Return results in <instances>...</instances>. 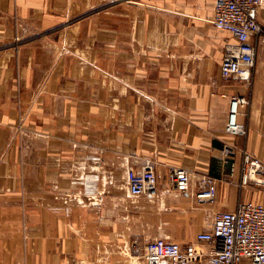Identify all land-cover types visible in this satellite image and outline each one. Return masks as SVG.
<instances>
[{"label":"crops","instance_id":"crops-1","mask_svg":"<svg viewBox=\"0 0 264 264\" xmlns=\"http://www.w3.org/2000/svg\"><path fill=\"white\" fill-rule=\"evenodd\" d=\"M261 1L246 82L220 75L236 40L212 25L214 0H0V264H142L158 236L205 250L214 211L264 204ZM244 154L260 182L241 183ZM144 159L157 195L132 198L126 168ZM204 176L214 205L195 200Z\"/></svg>","mask_w":264,"mask_h":264},{"label":"built area","instance_id":"built-area-1","mask_svg":"<svg viewBox=\"0 0 264 264\" xmlns=\"http://www.w3.org/2000/svg\"><path fill=\"white\" fill-rule=\"evenodd\" d=\"M261 0H214L212 25L229 32L236 43L229 45L219 70L223 78L236 77L248 82L254 67L255 47L250 37L261 30L256 16ZM243 99L232 97L226 131L239 133L243 125L235 120L237 104ZM263 168L257 158L244 154L241 164L242 184L257 180ZM168 181L179 192L187 190L190 173L173 167ZM126 185L132 198H154L157 188L155 162L144 159L139 165L129 164L125 173ZM199 204L214 205L217 201L216 180L204 176L194 194ZM193 243H179L158 236L146 243L142 264H264V204L253 200L238 202L233 210L214 211L209 227L196 233Z\"/></svg>","mask_w":264,"mask_h":264},{"label":"rangeland","instance_id":"rangeland-1","mask_svg":"<svg viewBox=\"0 0 264 264\" xmlns=\"http://www.w3.org/2000/svg\"><path fill=\"white\" fill-rule=\"evenodd\" d=\"M257 180L259 181V176H258ZM262 190H263V189H262ZM262 190L259 191V192H257L258 195H259V197H261V199L264 198V191H262ZM251 197H252V196H250L249 198L251 199Z\"/></svg>","mask_w":264,"mask_h":264}]
</instances>
